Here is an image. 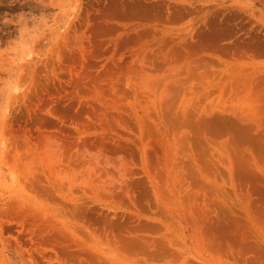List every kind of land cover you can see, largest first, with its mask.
Listing matches in <instances>:
<instances>
[{
    "label": "rangeland",
    "instance_id": "rangeland-1",
    "mask_svg": "<svg viewBox=\"0 0 264 264\" xmlns=\"http://www.w3.org/2000/svg\"><path fill=\"white\" fill-rule=\"evenodd\" d=\"M0 264H264V0H0Z\"/></svg>",
    "mask_w": 264,
    "mask_h": 264
}]
</instances>
